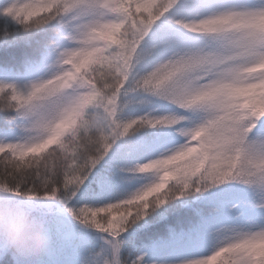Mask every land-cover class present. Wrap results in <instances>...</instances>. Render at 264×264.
<instances>
[{
  "label": "snow or ice",
  "instance_id": "6c2138e0",
  "mask_svg": "<svg viewBox=\"0 0 264 264\" xmlns=\"http://www.w3.org/2000/svg\"><path fill=\"white\" fill-rule=\"evenodd\" d=\"M0 264H264V0H9Z\"/></svg>",
  "mask_w": 264,
  "mask_h": 264
},
{
  "label": "clouds",
  "instance_id": "9594fccd",
  "mask_svg": "<svg viewBox=\"0 0 264 264\" xmlns=\"http://www.w3.org/2000/svg\"><path fill=\"white\" fill-rule=\"evenodd\" d=\"M0 243L8 245L22 260H27L44 253L49 237L26 210L0 202Z\"/></svg>",
  "mask_w": 264,
  "mask_h": 264
},
{
  "label": "trees",
  "instance_id": "16d2710c",
  "mask_svg": "<svg viewBox=\"0 0 264 264\" xmlns=\"http://www.w3.org/2000/svg\"><path fill=\"white\" fill-rule=\"evenodd\" d=\"M9 3V0H0V8H3L4 6H6ZM12 22L10 21L9 18L0 16V32L5 31L9 24H11Z\"/></svg>",
  "mask_w": 264,
  "mask_h": 264
}]
</instances>
